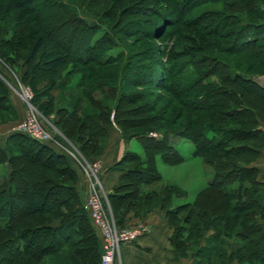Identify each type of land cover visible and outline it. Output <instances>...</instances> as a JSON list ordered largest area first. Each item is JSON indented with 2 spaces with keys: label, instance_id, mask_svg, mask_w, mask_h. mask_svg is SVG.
<instances>
[{
  "label": "trees",
  "instance_id": "16d2710c",
  "mask_svg": "<svg viewBox=\"0 0 264 264\" xmlns=\"http://www.w3.org/2000/svg\"><path fill=\"white\" fill-rule=\"evenodd\" d=\"M132 8L138 17L124 22ZM137 38L158 43L134 51ZM0 62L33 89L44 80L45 90L60 88L57 103L51 96L39 108L53 112V124L88 160L102 154L113 126L125 141L140 139L143 154L127 148L110 165L120 171L107 193L117 224L129 210L159 206L173 259L264 264V180L253 163L264 147V85L254 76L264 75V0H0ZM4 77L0 120L14 113ZM161 102L185 119H166ZM170 134L189 138L214 170L193 201L176 205L172 197L184 192L175 184L142 188L161 178L157 154L183 159ZM4 163L0 264H99L101 239L72 156L14 129L0 140Z\"/></svg>",
  "mask_w": 264,
  "mask_h": 264
},
{
  "label": "rangeland",
  "instance_id": "374dc122",
  "mask_svg": "<svg viewBox=\"0 0 264 264\" xmlns=\"http://www.w3.org/2000/svg\"><path fill=\"white\" fill-rule=\"evenodd\" d=\"M212 6V4L210 5ZM136 8H132L131 10H127L129 13L124 15V22L127 21H132L136 19L138 16L137 14H134ZM132 13V14H130ZM87 21L90 24L95 23V19L90 16H86ZM102 33L101 31H98L96 35H100ZM136 38L135 35H131L126 38L127 42H132ZM139 40L136 41V44L132 46V49L134 51H139L141 49H144L145 46L150 45L152 43H155L156 41L154 40L152 42L151 39L149 38H137ZM136 40V39H135ZM158 43V41L156 42ZM170 44V42H169ZM158 55V54H157ZM238 55V54H235ZM264 71V70H261ZM0 72L6 76L4 77V80L10 89V101L13 105V110L11 114L13 115L9 117V119L5 120H0V140L4 138L6 134L9 132L14 131V127L16 124L24 119L26 116V113L28 112L29 109L32 108V106L35 108V113L38 119L41 121L42 125L47 128L49 131H51L53 135V139L49 140L57 144L59 147L63 148L65 151H67L72 158L75 160L76 165H77V170L79 173V178L77 181V184L79 186L81 177L84 176L85 178V185L83 186V190L81 194V198L84 201L85 198L87 197V193L89 191V176L91 175L88 171V164L90 163H97V174L99 176V156L92 159L88 160L77 148V146L71 142L68 138H66L60 131L59 129L53 124L52 122V117H53V112H49L48 114L43 113L41 109L39 108V103L48 97H54L53 98V103H57L58 99L60 97V88L58 86H52L50 87L47 91L44 89L45 85L47 84V81H41L36 84V89H33V87L29 83H25L21 81V72L20 71H13L10 67L4 66L0 62ZM256 79L264 82V77L261 74L254 75ZM217 77V76H214ZM28 89V91L31 93L30 96L26 97L24 94V89ZM151 89L150 87H143V86H136L134 89ZM53 89H56V92L53 93ZM39 92L40 95L38 97L36 96V93ZM159 90H156V92L151 95L150 97L153 98L154 95L159 93ZM43 93V95L41 94ZM161 93V92H160ZM40 99V100H39ZM177 105H179L177 102H175ZM159 106L164 107V112H165V118H173L175 121L174 123L180 124L185 118H182V116L178 117V114L175 115V109L172 108V106H169V104L164 106V102L159 103ZM168 110V111H167ZM5 115L7 112H4ZM143 128L142 127H137L132 129V131H141ZM131 131V130H130ZM147 133L153 137H158L161 135V133L158 130L152 129L148 130ZM170 141L171 143L174 144V146L178 149V151L182 154L183 159L178 162L170 163L166 162L160 154H157L155 156V165L157 170L160 173L161 178L155 181H152L150 183H144L142 185V188L144 190H159L165 183H172L178 186L184 193L179 196H173L171 200V205H176L177 203L181 202H191L195 199L196 195L198 192L204 188L205 185H207L208 181L210 178L213 176V166L212 164L208 163L203 159V157L199 155H194L193 154V142L184 136L180 135H175V134H170ZM129 149H132L140 154H143V147L142 143L139 138L137 137H132L129 139ZM4 164H0V177L6 175V167L4 168ZM260 172V171H259ZM100 178V177H99ZM259 178V174H258ZM24 179H29V180H34L37 181V183L41 182V179H39L36 176H33L31 173H26L24 176ZM100 191L103 194V199L105 200L106 206H107V212H109L112 217L115 220L114 214L112 212L107 194L105 193L101 180H100V185H99ZM23 193V190L20 189L18 193ZM154 207H159V206H154ZM153 207V208H154ZM160 208V207H159ZM161 209V208H160ZM137 222L136 224H122L121 226H130V227H142V223ZM119 225V224H118ZM96 228V227H95ZM97 230V229H96ZM98 232V230H97ZM233 243L237 246V242ZM235 246V247H236ZM231 261V260H230ZM229 261V262H230ZM100 263V259H99ZM115 264H122V255L118 254L117 261ZM171 264H186L185 260L182 259H173Z\"/></svg>",
  "mask_w": 264,
  "mask_h": 264
},
{
  "label": "crops",
  "instance_id": "0c3cea01",
  "mask_svg": "<svg viewBox=\"0 0 264 264\" xmlns=\"http://www.w3.org/2000/svg\"><path fill=\"white\" fill-rule=\"evenodd\" d=\"M264 77V75H262ZM258 80V79H257ZM264 85V82L258 80ZM56 89H53V93ZM129 147V141H125L118 128L113 126L109 130V135L102 154L99 156V177L102 187L107 194L112 190L120 174L119 170L110 168V165L118 160L123 152ZM253 163L259 168V179L264 180V147ZM6 167V164H5ZM85 185L84 176L81 177L79 189L83 190ZM142 223L141 233L137 238L123 242L120 246L122 264H171L173 260L172 245L169 240L171 228L167 224V218L163 210L154 207L146 211L143 215H135L129 210L124 215V224ZM211 229L205 232L208 235ZM231 242L230 249L236 248ZM186 264H191L192 257H180ZM177 259V260H179ZM212 264H217L213 262ZM226 264H239L236 259Z\"/></svg>",
  "mask_w": 264,
  "mask_h": 264
},
{
  "label": "built area",
  "instance_id": "2783aa9c",
  "mask_svg": "<svg viewBox=\"0 0 264 264\" xmlns=\"http://www.w3.org/2000/svg\"><path fill=\"white\" fill-rule=\"evenodd\" d=\"M24 93L26 97L31 95L26 88ZM14 129L24 131L40 141L53 139L51 131L45 128L36 116L33 106ZM87 168L91 175L89 176V191L83 201V206L88 211L101 239L99 264H115L121 244L137 238L142 227L121 226L116 223L112 215L107 212V206L99 188L100 178L97 174V163H90Z\"/></svg>",
  "mask_w": 264,
  "mask_h": 264
}]
</instances>
